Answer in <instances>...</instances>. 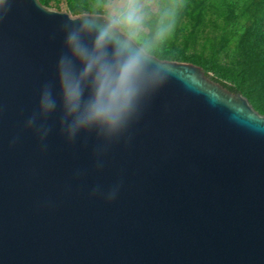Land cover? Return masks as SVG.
<instances>
[{
  "label": "water",
  "instance_id": "95a60500",
  "mask_svg": "<svg viewBox=\"0 0 264 264\" xmlns=\"http://www.w3.org/2000/svg\"><path fill=\"white\" fill-rule=\"evenodd\" d=\"M76 15L13 0L0 22V264H264V114L202 66L160 58L174 75L98 168L96 135L60 130L58 29ZM46 82L44 149L25 125Z\"/></svg>",
  "mask_w": 264,
  "mask_h": 264
},
{
  "label": "clouds",
  "instance_id": "9594fccd",
  "mask_svg": "<svg viewBox=\"0 0 264 264\" xmlns=\"http://www.w3.org/2000/svg\"><path fill=\"white\" fill-rule=\"evenodd\" d=\"M12 2L0 0V22ZM186 7L187 0H90L89 11L69 16L59 25L61 134L73 144L81 133H94L100 141L98 168L102 167L99 157L140 119L174 75L173 66L160 56ZM53 89L52 82L43 84L38 111L25 125L36 132L44 149L51 132L47 121L58 107ZM118 192L119 185L107 193V200H115ZM92 195L103 193L97 187Z\"/></svg>",
  "mask_w": 264,
  "mask_h": 264
},
{
  "label": "trees",
  "instance_id": "16d2710c",
  "mask_svg": "<svg viewBox=\"0 0 264 264\" xmlns=\"http://www.w3.org/2000/svg\"><path fill=\"white\" fill-rule=\"evenodd\" d=\"M41 1L49 6L55 0ZM66 1L74 14L89 11L90 0ZM189 1L187 0V2ZM195 4L196 11L200 12L199 17L201 19H205L207 14L211 15L213 12L227 22L231 19L238 21L241 18H245L252 23L251 27L255 28V30L259 29L264 22V0H245L240 8L236 7L237 3H235V0H196ZM235 10H237V13ZM202 13L205 15L203 16ZM261 33H264V29ZM260 46L257 49L262 52L257 54L256 59L250 65L229 66L221 63L217 59L216 53L210 56H206L202 52L188 54L175 45V39L173 38L165 47L160 58L188 61L202 66L210 78L233 92L242 93L257 111L264 114V84L259 81V72L264 68V43H261Z\"/></svg>",
  "mask_w": 264,
  "mask_h": 264
},
{
  "label": "rangeland",
  "instance_id": "374dc122",
  "mask_svg": "<svg viewBox=\"0 0 264 264\" xmlns=\"http://www.w3.org/2000/svg\"><path fill=\"white\" fill-rule=\"evenodd\" d=\"M190 1L187 2L173 37L178 48L188 54L202 52L210 56L216 53L217 59L229 66L253 63L257 54L262 52L258 51L257 47H261V43H264V33H261L264 22L255 30L251 27L252 23L245 18L238 21L231 19L227 22L213 12L211 15L207 14L205 19H201L200 12L196 11V0ZM244 1L235 0L236 7L240 8ZM49 6L72 12L66 0H55ZM235 12L237 13V10ZM259 81L264 84V68L259 72Z\"/></svg>",
  "mask_w": 264,
  "mask_h": 264
}]
</instances>
